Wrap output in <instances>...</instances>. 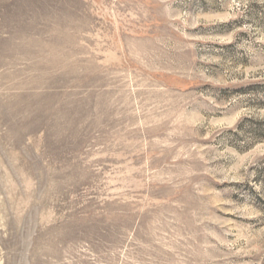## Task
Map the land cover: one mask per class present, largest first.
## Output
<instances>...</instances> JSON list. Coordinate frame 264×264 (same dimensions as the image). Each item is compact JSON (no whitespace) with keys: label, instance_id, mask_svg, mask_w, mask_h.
<instances>
[{"label":"rangeland","instance_id":"1","mask_svg":"<svg viewBox=\"0 0 264 264\" xmlns=\"http://www.w3.org/2000/svg\"><path fill=\"white\" fill-rule=\"evenodd\" d=\"M0 264H264V0H0Z\"/></svg>","mask_w":264,"mask_h":264}]
</instances>
